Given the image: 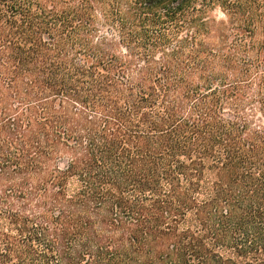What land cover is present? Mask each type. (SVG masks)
Instances as JSON below:
<instances>
[{
	"label": "trees",
	"instance_id": "obj_1",
	"mask_svg": "<svg viewBox=\"0 0 264 264\" xmlns=\"http://www.w3.org/2000/svg\"><path fill=\"white\" fill-rule=\"evenodd\" d=\"M230 7L0 0V264H264V0Z\"/></svg>",
	"mask_w": 264,
	"mask_h": 264
},
{
	"label": "rangeland",
	"instance_id": "obj_2",
	"mask_svg": "<svg viewBox=\"0 0 264 264\" xmlns=\"http://www.w3.org/2000/svg\"><path fill=\"white\" fill-rule=\"evenodd\" d=\"M239 0H226V4L231 5L230 10H229V15H233V11L235 10L234 4L237 3ZM244 1V0H243ZM227 10V9H226ZM228 11V10H227ZM209 17L217 19V21L224 20L228 21V19L231 18V16H227L223 9L220 8L219 6H215L213 10H210L208 12ZM232 19V18H231ZM236 24V22H235Z\"/></svg>",
	"mask_w": 264,
	"mask_h": 264
}]
</instances>
